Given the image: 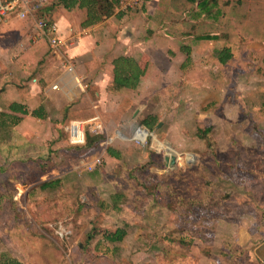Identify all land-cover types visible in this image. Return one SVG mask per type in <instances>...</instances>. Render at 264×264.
Returning a JSON list of instances; mask_svg holds the SVG:
<instances>
[{
	"label": "rangeland",
	"instance_id": "rangeland-1",
	"mask_svg": "<svg viewBox=\"0 0 264 264\" xmlns=\"http://www.w3.org/2000/svg\"><path fill=\"white\" fill-rule=\"evenodd\" d=\"M258 1L219 0L209 14L192 5L186 79L156 85L130 112L129 126L157 119L146 147L101 138L90 160L62 130L58 148L49 140L27 147L29 135L0 132V256L22 264H242L256 249L263 264L264 40L250 34L264 26ZM217 34L230 42L196 39ZM224 48L232 58L220 65L215 52ZM208 127L210 146L197 138ZM108 148L119 159L105 158ZM55 180V189H39ZM180 196L200 205L180 208ZM116 227L125 237L107 242Z\"/></svg>",
	"mask_w": 264,
	"mask_h": 264
},
{
	"label": "crops",
	"instance_id": "crops-1",
	"mask_svg": "<svg viewBox=\"0 0 264 264\" xmlns=\"http://www.w3.org/2000/svg\"><path fill=\"white\" fill-rule=\"evenodd\" d=\"M59 2L25 0L29 13L24 18L17 11L0 16V132L29 135L27 147L49 140L58 148L61 130L67 141L65 126L70 121L88 120L99 116L95 114L98 112L107 128V135H100L98 144L101 138L108 146L134 144L123 132L129 130L130 136L137 125L146 127V118L155 119V127L157 119L146 115L141 124L129 126L131 109L151 100L160 88L154 90L156 85L186 79L192 65L191 46L170 31L186 29L191 17L175 12L176 0H145L128 12L116 6L110 17L84 27L86 10L77 6L67 9ZM171 16H177L179 23L166 19ZM37 20L56 23L60 47L52 49L45 38L36 35ZM220 51L215 52L216 60ZM119 58L131 60V68L139 72L134 88L113 84L114 62ZM68 65L72 71H68ZM22 110L26 114H21ZM117 112L121 116L114 121ZM16 118L18 122L10 126ZM65 119L68 121L61 126ZM154 127H146L152 135L150 140ZM108 149L114 155H109ZM108 149L105 158L119 159V152ZM95 151H88V159H94ZM259 252L247 251L242 264H258Z\"/></svg>",
	"mask_w": 264,
	"mask_h": 264
},
{
	"label": "trees",
	"instance_id": "trees-1",
	"mask_svg": "<svg viewBox=\"0 0 264 264\" xmlns=\"http://www.w3.org/2000/svg\"><path fill=\"white\" fill-rule=\"evenodd\" d=\"M59 1H60L59 3L64 8H67V9H70L72 7H75V6H77L80 9H85L86 10V20L82 23V26L85 27V26L95 25L98 22L110 17L113 14L114 8L117 6L119 0H59ZM257 1L258 0H252V3L256 4ZM217 2H219V0H176V4H174L173 7L175 8V12H177L178 14L187 15V13L189 12V9L192 7V5L196 4L197 8H200L202 10H206V13L209 14L210 13L209 7L212 5L215 6L217 4ZM258 2L263 4L264 0H259ZM262 10L263 9L261 8L260 12ZM251 11H252V9H251ZM255 12H257V11H255ZM201 13H198V15H200ZM253 18L258 19V15H254ZM166 19L171 21L173 24L179 23V18L177 16H171L170 18L167 17ZM180 19H182V18H180ZM190 26L191 25L189 24L186 29H189ZM183 30H185V29L178 30L175 32L170 31V33H173L176 36L183 38L184 40H187L188 33L183 31ZM250 32H251V30H250ZM250 34L256 36L257 38L264 40V26L261 28H257V30H255L254 32L252 29V32ZM196 39L197 40H216V41H221V42H228V41L230 42V39L228 36L222 37L218 34L217 35L198 36ZM185 52H186V55L189 56L190 49L187 48ZM231 58H232V54L228 48H224L217 55V60L221 65H225ZM131 67H132L131 60H129L127 58H119L118 60H116L114 62L113 84L117 85L118 87H122V88H134L136 86V82H137V79L139 77V72L135 68H131ZM21 114H26V112L22 110ZM34 116H37L36 112L34 113ZM154 120L155 119L146 118L144 120V122H146L145 126L147 128L152 129L154 127ZM16 122H18L17 118L12 121L10 126L15 125ZM211 132H212V129L208 127L207 129H205L202 132L199 131L197 133V134H199V135H197V138L201 139V140L202 139L204 140L206 138L207 142H208L207 146H210L211 143H209V141H210L209 134H211ZM99 140H100L99 135L86 134L85 143L83 145H80V146L70 145V146L71 147H82L85 151H89V150L96 148L97 144L99 143ZM108 154L114 155V152L111 149H108ZM59 183H60L59 180H55L52 182H44L40 185L39 189L40 190H47V189L53 190L59 185ZM163 188H164V190H168L169 193H171V191L168 189V187H163ZM177 203L179 204L180 208H184L186 210L200 205L198 203L196 205L195 199H193V198L187 199L184 196L178 197ZM125 235H126V233H125V230L123 228L122 229L117 228L113 232L106 234L104 239L109 243H120L123 240V238L125 237ZM240 253H242V252H240ZM238 256L241 257L242 255H239V253H238ZM229 257H230V260L237 259V257H235V255L234 256L229 255ZM0 264H22V263L20 261H18L17 259L6 256L5 254H2L0 256Z\"/></svg>",
	"mask_w": 264,
	"mask_h": 264
},
{
	"label": "built area",
	"instance_id": "built-area-1",
	"mask_svg": "<svg viewBox=\"0 0 264 264\" xmlns=\"http://www.w3.org/2000/svg\"><path fill=\"white\" fill-rule=\"evenodd\" d=\"M144 0H119L117 7L121 12L131 11L141 5ZM35 7L34 9H36ZM20 9V10H19ZM19 10V11H18ZM17 11L20 18L28 15L25 0H0V16ZM37 36L45 38L50 47L55 49L60 47V42L56 37L57 25L56 23L46 22L44 20H37L36 22ZM68 71H72V67L67 66ZM105 129L99 116L95 115L88 120L70 121L65 126V133L67 142L72 146H80L85 143L86 134L104 135ZM151 133L143 125H137L129 136V141L133 142L139 147H146L151 138ZM96 161L93 165L97 164ZM91 169V168H90Z\"/></svg>",
	"mask_w": 264,
	"mask_h": 264
},
{
	"label": "water",
	"instance_id": "water-1",
	"mask_svg": "<svg viewBox=\"0 0 264 264\" xmlns=\"http://www.w3.org/2000/svg\"><path fill=\"white\" fill-rule=\"evenodd\" d=\"M166 161H167L171 166L174 165V163H175V160H174L173 157H171L170 159H166Z\"/></svg>",
	"mask_w": 264,
	"mask_h": 264
},
{
	"label": "bare ground",
	"instance_id": "bare-ground-1",
	"mask_svg": "<svg viewBox=\"0 0 264 264\" xmlns=\"http://www.w3.org/2000/svg\"><path fill=\"white\" fill-rule=\"evenodd\" d=\"M173 157V156H172ZM174 158V157H173ZM175 159V158H174ZM175 163H176V161H175Z\"/></svg>",
	"mask_w": 264,
	"mask_h": 264
}]
</instances>
